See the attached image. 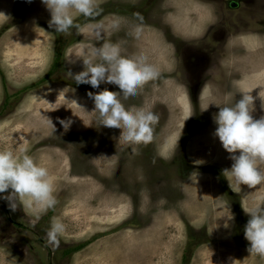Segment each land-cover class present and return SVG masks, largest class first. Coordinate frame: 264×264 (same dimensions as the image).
Masks as SVG:
<instances>
[{
	"label": "rangeland",
	"instance_id": "1",
	"mask_svg": "<svg viewBox=\"0 0 264 264\" xmlns=\"http://www.w3.org/2000/svg\"><path fill=\"white\" fill-rule=\"evenodd\" d=\"M98 3V16L74 13L79 27L60 33L41 0H0V150L27 149L57 199L35 227L22 206L13 212L0 200V264H264L244 237V209L264 198V184L237 190L214 135L218 107L242 93L253 97V119L264 116V0ZM114 19L119 29H109ZM93 24L105 26L102 41ZM105 41L146 55L160 73L136 97H118L159 117L147 145H123L119 130L97 126L88 93L118 86L93 89L67 74L83 71L69 57L82 44ZM53 218L66 227L58 248L46 238Z\"/></svg>",
	"mask_w": 264,
	"mask_h": 264
},
{
	"label": "clouds",
	"instance_id": "2",
	"mask_svg": "<svg viewBox=\"0 0 264 264\" xmlns=\"http://www.w3.org/2000/svg\"><path fill=\"white\" fill-rule=\"evenodd\" d=\"M41 3L50 12L49 27L60 33L79 27L74 23V13L94 18L101 11L98 0H41ZM137 19L142 23L143 18L139 14ZM120 24L119 19H114L108 27L119 29ZM89 31L96 41L104 39L103 24L89 25ZM134 31L139 38V23L134 25ZM69 57L83 62V71L75 75L67 73L77 84H88L96 89L107 83L118 86L120 90L114 92L104 89L98 93H88L94 101L93 112L97 126L119 130L117 138L126 146L147 145L152 142L159 117L146 108L126 109L118 98L121 94L125 98L136 97L148 82L158 79L160 73L148 62V57L144 54L124 56L121 44L110 41L99 46L94 43L82 44ZM71 62L74 63L75 60ZM218 108L219 111L214 117L217 125L214 135L218 137L223 149L230 154L229 159L232 161L231 167L224 172L232 179L237 190H241L242 185L253 188L264 184V116L253 119V97L249 93H242L241 98L231 106ZM57 119L65 131L70 128L71 120ZM46 120L54 133L56 129L52 120L47 117ZM54 191L48 169L40 166L27 153V149L22 148L19 153L11 149L0 150V200L7 201L13 212L18 205L22 206L32 227L36 226L43 214L55 208L57 199ZM4 193L7 195H3ZM244 211L250 217L244 227V237L249 244L247 251L264 257V198H260ZM226 218L232 220L233 216L230 214ZM224 226L228 227L227 222ZM65 230V224L59 218H53L46 233L48 244L58 248Z\"/></svg>",
	"mask_w": 264,
	"mask_h": 264
},
{
	"label": "trees",
	"instance_id": "3",
	"mask_svg": "<svg viewBox=\"0 0 264 264\" xmlns=\"http://www.w3.org/2000/svg\"><path fill=\"white\" fill-rule=\"evenodd\" d=\"M60 55H61V54H59V52H57V54H56V56H55V60H54V66H53V69L51 68L52 70L55 69V65L58 63V60H59V58H60ZM52 70H51V71H52ZM51 71H50V72H51ZM73 251H74V249H73ZM73 251H72L71 249H68V250H66V253H67L68 255H70V253H72ZM184 260H185V262H187L188 257L185 256Z\"/></svg>",
	"mask_w": 264,
	"mask_h": 264
},
{
	"label": "flooded vegetation",
	"instance_id": "4",
	"mask_svg": "<svg viewBox=\"0 0 264 264\" xmlns=\"http://www.w3.org/2000/svg\"><path fill=\"white\" fill-rule=\"evenodd\" d=\"M230 3H231V2L228 3L229 7L232 6V5H230ZM233 5L235 6V5H237V4L235 3V4H233ZM217 64H219V62H217ZM202 86H203V85H201V84L199 85V87H202Z\"/></svg>",
	"mask_w": 264,
	"mask_h": 264
}]
</instances>
